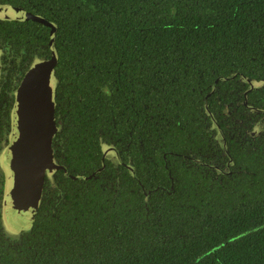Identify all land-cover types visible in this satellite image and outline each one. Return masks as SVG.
I'll return each instance as SVG.
<instances>
[{
    "label": "trees",
    "instance_id": "16d2710c",
    "mask_svg": "<svg viewBox=\"0 0 264 264\" xmlns=\"http://www.w3.org/2000/svg\"><path fill=\"white\" fill-rule=\"evenodd\" d=\"M0 5L44 21L0 19L25 60L51 58L55 27L54 159L68 170L17 240L0 224V264H264V138L234 130L245 81L264 94V0ZM104 144L134 172L115 155L86 179Z\"/></svg>",
    "mask_w": 264,
    "mask_h": 264
},
{
    "label": "water",
    "instance_id": "95a60500",
    "mask_svg": "<svg viewBox=\"0 0 264 264\" xmlns=\"http://www.w3.org/2000/svg\"><path fill=\"white\" fill-rule=\"evenodd\" d=\"M0 19H31L44 22L20 10L17 12L7 5H0ZM46 24L51 28L49 44L52 56L50 59H34L26 69L18 89L14 90L10 126L3 137L4 144L0 148V173L1 175L5 173L11 199L10 206L19 218L28 221L29 223L26 222L28 224H32L37 212L45 176L51 175L58 169L66 173V169L55 161L52 149V139L57 130L54 121L56 88L54 67L57 59L53 50L55 27ZM251 88H253L252 84ZM205 108L207 109L206 105ZM115 155L114 147L102 145V161L104 159L114 161ZM102 168L103 166L98 171L100 172ZM3 203L5 204L6 201ZM3 221L4 214L1 207L2 230H4Z\"/></svg>",
    "mask_w": 264,
    "mask_h": 264
},
{
    "label": "flooded vegetation",
    "instance_id": "af4514ba",
    "mask_svg": "<svg viewBox=\"0 0 264 264\" xmlns=\"http://www.w3.org/2000/svg\"><path fill=\"white\" fill-rule=\"evenodd\" d=\"M23 52L20 50H18V39L16 41L15 47L13 49H10L8 46L2 44L1 40H0V62H1V73H0V148L1 146L4 144V140L3 137L5 136V134L7 133L9 126H10V111L12 109L13 103H14V95L13 92L14 90L18 89V85L25 73V70L27 69L28 65L30 64L31 60H25L23 58ZM52 54V53H51ZM229 79H235V76H230L228 77L227 80ZM264 78H262L261 80H263ZM219 78H217L215 80V84L218 82ZM217 81V82H216ZM246 86H248V88L243 91L238 93V96H242L243 99L241 101H238L239 104H237L236 107H239L240 105L244 108L243 110H239L238 113L241 114L243 113L245 116L244 120H240V119H236V121L238 122L239 126L234 127V130L236 131V137H240L243 140L246 139H256L258 137L264 138V109H259V108H255L252 105H250L248 103V96H264V94L262 93H250L253 90H256L255 85H257V83H253L249 80H246ZM214 84V85H215ZM251 84L253 86V88H251ZM260 88L258 89H262L264 86V82L263 84H260ZM215 87H213V89L211 90L210 94L214 91ZM206 105V104H205ZM207 106V105H206ZM230 108H229V107ZM228 108H223V113L225 116H229L232 113V104L229 103L228 104ZM208 112V110H207ZM59 115L55 114V108H54V121H55V126L57 127V131L55 134H57L60 126L62 125L61 120L59 119ZM61 124V125H60ZM242 125V127H241ZM255 125H259V127ZM219 132L220 129L218 130ZM211 133L213 134V131H211ZM254 135L253 137L250 136ZM222 136V135H221ZM229 137H233L232 135H229ZM224 138L222 137V140ZM140 140V139H138ZM55 136L52 140V148H53V154H56V150H55ZM224 142V141H223ZM116 149V148H115ZM223 149H226V144L225 142L223 143ZM121 151L122 149H116V156L118 158V163L116 165H120L123 168H125L127 171L130 168L132 173L134 172V168L132 167V164L130 162H123L122 158H121ZM102 154L100 157V161H101V166L96 169L91 175L90 178L93 177L96 173H98L99 169L104 165L102 161ZM62 166V165H59ZM66 169V173L63 172L68 176V170L65 166H63ZM102 168V170H103ZM59 170V169H58ZM62 170V169H61ZM101 170V171H102ZM100 171V172H101ZM70 176V175H69ZM89 176L85 177L86 179ZM71 178H83V177H74L71 176ZM53 180V176L52 175H48L45 176L44 178V184H43V189L46 188V184L47 185H51V182ZM3 183H4V178L3 176L0 174V210H1V199H2V191H3ZM43 193V190H42Z\"/></svg>",
    "mask_w": 264,
    "mask_h": 264
},
{
    "label": "rangeland",
    "instance_id": "374dc122",
    "mask_svg": "<svg viewBox=\"0 0 264 264\" xmlns=\"http://www.w3.org/2000/svg\"><path fill=\"white\" fill-rule=\"evenodd\" d=\"M1 64V63H0ZM0 73H1V66H0ZM1 174V173H0ZM3 178H5V173H3ZM3 183V191H2V212L4 214V233L12 240H17L18 237L23 233L29 230L31 224H28V221L21 220L19 216L13 211V209L10 206V196H9V190H8V183L6 181V178ZM5 184V189H4ZM6 201L4 204L3 202ZM24 221V222H23ZM28 222V223H26Z\"/></svg>",
    "mask_w": 264,
    "mask_h": 264
}]
</instances>
